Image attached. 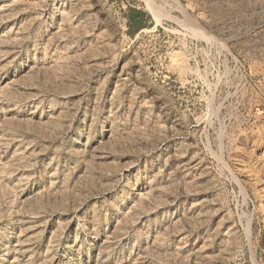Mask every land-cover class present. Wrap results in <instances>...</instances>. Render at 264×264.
<instances>
[{
	"label": "rangeland",
	"instance_id": "obj_1",
	"mask_svg": "<svg viewBox=\"0 0 264 264\" xmlns=\"http://www.w3.org/2000/svg\"><path fill=\"white\" fill-rule=\"evenodd\" d=\"M0 264H264V0H0Z\"/></svg>",
	"mask_w": 264,
	"mask_h": 264
}]
</instances>
